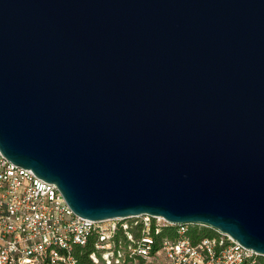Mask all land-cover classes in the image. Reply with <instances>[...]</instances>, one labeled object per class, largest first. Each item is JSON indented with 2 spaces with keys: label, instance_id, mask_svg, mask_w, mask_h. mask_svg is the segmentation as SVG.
Instances as JSON below:
<instances>
[{
  "label": "water",
  "instance_id": "water-1",
  "mask_svg": "<svg viewBox=\"0 0 264 264\" xmlns=\"http://www.w3.org/2000/svg\"><path fill=\"white\" fill-rule=\"evenodd\" d=\"M0 153L83 219L264 257V0H0Z\"/></svg>",
  "mask_w": 264,
  "mask_h": 264
},
{
  "label": "built area",
  "instance_id": "built-area-1",
  "mask_svg": "<svg viewBox=\"0 0 264 264\" xmlns=\"http://www.w3.org/2000/svg\"><path fill=\"white\" fill-rule=\"evenodd\" d=\"M168 225L162 217L149 215L100 223L83 219L72 211L55 184L12 164L0 153V264H75L74 247H85L91 236L99 251V256L90 255L94 264H124L135 255L143 257L145 264H154L157 258L163 264H254L259 257L224 233L194 243L186 235L187 225H177V239L165 241L151 255L156 241L148 231L154 229L158 234ZM133 232L139 242L127 252L122 242L113 241L121 233L135 243ZM128 264H139V260Z\"/></svg>",
  "mask_w": 264,
  "mask_h": 264
},
{
  "label": "trees",
  "instance_id": "trees-1",
  "mask_svg": "<svg viewBox=\"0 0 264 264\" xmlns=\"http://www.w3.org/2000/svg\"><path fill=\"white\" fill-rule=\"evenodd\" d=\"M187 231H186V235L187 237H189L190 240H192V242L194 243H198L201 240H203L204 238H208V237H215L218 235L217 231L211 229V228H207L203 225H196V224H192V225H187ZM179 226H171L168 225L166 227H163L162 230L160 231V233L156 234L154 229H151L150 231H148L147 233L154 238V240L156 241L155 246L152 248L151 251V255H154L156 252L160 251L162 249V246L164 244L165 241L167 240H175L177 239V237L179 236ZM134 235V241L135 243H129L125 237H123V235L121 233H117L116 236L114 237L113 241L119 245L120 242H122V246L124 247V250L127 252L128 248L131 247V245H137L138 244V239H137V232H133ZM88 244L85 245V247L82 246H75L73 249V256L74 258H76V262L75 264H94L92 258H90V255L92 254H96L99 256V251H97L96 249V238L94 236H91L89 238V241L87 242ZM134 259H138L139 260V264H145L146 260L143 257L140 256H133L131 257H127L126 262L124 264H128L132 261H134ZM244 264H252L249 262H246ZM254 264H264V257H257L255 259V263Z\"/></svg>",
  "mask_w": 264,
  "mask_h": 264
},
{
  "label": "rangeland",
  "instance_id": "rangeland-1",
  "mask_svg": "<svg viewBox=\"0 0 264 264\" xmlns=\"http://www.w3.org/2000/svg\"><path fill=\"white\" fill-rule=\"evenodd\" d=\"M154 264H163V259L157 258L156 260H154Z\"/></svg>",
  "mask_w": 264,
  "mask_h": 264
}]
</instances>
